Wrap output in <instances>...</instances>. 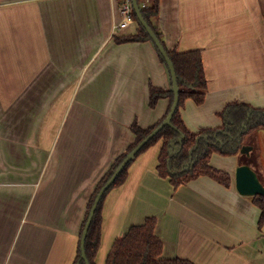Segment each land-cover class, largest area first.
I'll list each match as a JSON object with an SVG mask.
<instances>
[{
    "label": "crops",
    "instance_id": "obj_1",
    "mask_svg": "<svg viewBox=\"0 0 264 264\" xmlns=\"http://www.w3.org/2000/svg\"><path fill=\"white\" fill-rule=\"evenodd\" d=\"M122 18L119 0H0V264H73L89 198L133 143L131 125L168 110V98L149 107V89L170 88L169 71L151 41L115 42L138 30ZM153 21L169 48L201 49L208 90L181 107L190 130L220 126L230 101L264 107V0H160ZM162 143L108 193L96 263L153 216L163 258L264 264L263 211L237 190V155L211 157L230 186L204 175L175 187L158 170Z\"/></svg>",
    "mask_w": 264,
    "mask_h": 264
},
{
    "label": "trees",
    "instance_id": "obj_2",
    "mask_svg": "<svg viewBox=\"0 0 264 264\" xmlns=\"http://www.w3.org/2000/svg\"><path fill=\"white\" fill-rule=\"evenodd\" d=\"M141 1L138 0L144 19L155 31L174 64L179 85V106L174 113L171 124H167L159 130L139 150L135 158L162 140L163 143L158 157V170L163 177H169L175 187L204 175L215 179L225 186H230L232 181L231 174L212 165L211 157L215 153L222 156L239 154L242 146L246 143L245 140L248 135L256 130L264 129V107H256L241 101H230L218 112V115L222 119L220 126L204 127L197 132L190 130L182 117L181 107L186 100H193L197 104H202L208 90V80L201 49L178 51L175 48H169L163 39L162 33L153 21L159 15L160 0H153L150 7L143 6ZM134 16V20L138 23V30L133 34L115 36V42L121 44L125 42L151 41L155 45L161 62L166 65L171 76L165 57L139 20L135 11ZM174 97L172 86L166 88L153 84L150 85L149 107L154 109L160 99L168 98V110L149 127H142L137 121L133 122L131 125V129L135 135L133 143L114 160L109 170L100 178L89 198L81 227L80 241L97 194L112 177L127 154L167 118L173 105ZM134 159L124 167L112 185L105 191L98 204L85 244L86 255L90 264H97L96 257L101 245L105 199L113 188L121 185L126 180L128 169ZM254 201L261 207L263 211L262 215L264 216V195H254ZM156 223V217L151 216L147 217L140 224L132 225L123 236L115 240L108 254L106 264H195L193 261L185 258L161 257L163 242L155 232ZM73 264H87L81 256L80 242Z\"/></svg>",
    "mask_w": 264,
    "mask_h": 264
},
{
    "label": "water",
    "instance_id": "obj_3",
    "mask_svg": "<svg viewBox=\"0 0 264 264\" xmlns=\"http://www.w3.org/2000/svg\"><path fill=\"white\" fill-rule=\"evenodd\" d=\"M133 6H134V11L136 12L139 20L143 24V26L146 28L150 36L152 37L154 43L162 53V55L165 57L168 67L170 69L171 77H172V89L174 91V102L171 107V110L167 116V118L163 121V123L158 126L156 129H154L150 134H148L132 151H130L125 159L122 161V163L118 166V168L115 170L114 174L112 177L107 181V183L101 188L99 193L97 194L94 204L91 208L90 214L88 216L87 222L85 224L82 236H81V241H80V247H81V256L85 260L87 264H90L87 255H86V250H85V244H86V238L88 235V231L91 225V222L93 220V217L95 215L96 209L98 207V204L105 193V191L112 185L114 180L117 178V176L122 172L124 167L135 158L137 153L141 148L144 147V145L151 139L159 130H161L165 125L171 124V120L174 116V113L176 112L178 106H179V85H178V80H177V74L176 70L174 67V64L169 57L164 45L160 41L159 37L155 33V31L151 28V26L148 24V22L144 19L143 14L141 12V8L139 5L138 0H133ZM252 149V146L250 145H243L241 148V153L244 154H249ZM235 180H236V187L237 190L244 195H256V194H262L264 195V185L260 181L257 173L252 170L249 166L247 165H240L235 174Z\"/></svg>",
    "mask_w": 264,
    "mask_h": 264
},
{
    "label": "rangeland",
    "instance_id": "obj_4",
    "mask_svg": "<svg viewBox=\"0 0 264 264\" xmlns=\"http://www.w3.org/2000/svg\"><path fill=\"white\" fill-rule=\"evenodd\" d=\"M245 142L246 145L252 146L250 153H239L235 157L238 159V163H241V165H247L256 172L258 168V161L261 159L264 160V129L256 130L255 132L248 135ZM222 157L229 158L231 156ZM261 180L262 184L264 185V178H261Z\"/></svg>",
    "mask_w": 264,
    "mask_h": 264
},
{
    "label": "built area",
    "instance_id": "obj_5",
    "mask_svg": "<svg viewBox=\"0 0 264 264\" xmlns=\"http://www.w3.org/2000/svg\"><path fill=\"white\" fill-rule=\"evenodd\" d=\"M119 6L123 13V18L118 24L122 28L128 26L135 18L133 0H119Z\"/></svg>",
    "mask_w": 264,
    "mask_h": 264
}]
</instances>
